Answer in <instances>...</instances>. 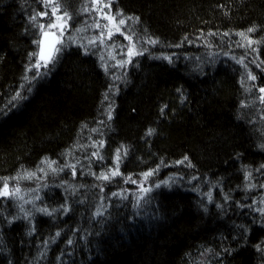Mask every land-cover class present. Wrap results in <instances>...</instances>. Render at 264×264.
Instances as JSON below:
<instances>
[{
  "label": "trees",
  "instance_id": "1",
  "mask_svg": "<svg viewBox=\"0 0 264 264\" xmlns=\"http://www.w3.org/2000/svg\"><path fill=\"white\" fill-rule=\"evenodd\" d=\"M60 3L68 38L37 75L41 2L0 0V178L35 173L9 180L33 201L0 208V264H264V0H113L139 18L125 69L126 40L88 43V0Z\"/></svg>",
  "mask_w": 264,
  "mask_h": 264
},
{
  "label": "snow or ice",
  "instance_id": "2",
  "mask_svg": "<svg viewBox=\"0 0 264 264\" xmlns=\"http://www.w3.org/2000/svg\"><path fill=\"white\" fill-rule=\"evenodd\" d=\"M41 4L47 11H39L35 15L30 17V20L33 22L35 26L38 27L40 31V36L37 40H34L33 43L37 45L38 50L35 52H32L29 54V59L31 60L33 57H36L35 64L31 65V68L37 69V75H42V73L39 72V69L41 68H48L50 64H54V62L57 59L58 54L62 51V47L64 45V35L65 32L68 30L69 27V21L71 20V15L66 10H61V3L60 0H40ZM90 5V6H89ZM112 5L113 0H88V4L85 5L83 8L84 12H96L101 20H106L107 24H101L100 20H96L92 27L100 29V34L98 36H95L91 38L88 43L95 45L97 42L100 44H104L106 40H110L113 35L116 33H119L120 35H123L126 40L129 41V45H127V55L129 57V60L127 61H118L117 66L123 67L127 63H131V57L135 55H141L142 53L136 49V43L133 41V36L126 34L122 31V26H125L127 21L136 20L138 21V17H124L123 13L120 11H117L115 13L112 12ZM107 9L108 11L105 12L104 10ZM54 17L53 20H50L47 25L44 23L36 24L37 18H45V17ZM76 31H81V29H77ZM255 27H249L247 29V32H241L238 33L239 36L242 37L246 43L240 44V47H246L251 48L252 51H256L255 48H252L253 44H258L261 41H254L249 38L247 35L248 33L255 32ZM224 35H228V33H224ZM149 43L155 44L157 41L155 40H149ZM109 56L112 59H115V56H112L111 52L109 53ZM103 59V57H101ZM238 63L243 64V58H241ZM261 64H264V61H260L259 64H257V67H260ZM245 67H247L245 65ZM28 69V70H31ZM35 78V77H33ZM27 79V77H25ZM247 79L251 81H255L257 77L253 75L251 71L247 74ZM253 88H255V85H252ZM251 91V89H249ZM259 93L261 95L258 97L259 102L261 104H264V87L258 88ZM17 98H23L20 97V94H17V97H14L13 99ZM107 98V97H106ZM108 118L111 119V110H109ZM93 131H96V129H93ZM154 130L149 129L147 135H151ZM103 141L99 142V147H103ZM93 147H97L96 144L92 145ZM121 149H123V146H121L120 149H117L116 157H115V165L116 167L114 169L109 170V173H102L98 179L103 180H109L111 177L120 175L119 172V163L121 160ZM126 154V150H125ZM93 156L99 157V152H94ZM185 160H187V157H185ZM55 164V161L48 162V167L52 168V165ZM74 168V166H72ZM261 168H264V165H261ZM42 170V169H41ZM56 169H53L55 171ZM156 170L146 172L144 173L145 178L151 176L154 174ZM259 171V169H257ZM75 174V173H74ZM35 175V173H28L23 177L17 176V177H11V178H0L2 180V187H0V197L8 198V197H19L20 188L19 187H13L10 189L9 187V180H19V179H30ZM251 176V173H247L245 175V180H248ZM130 179V178H129ZM195 179V177H194ZM134 182V181H133ZM166 183V182H165ZM254 187V186H252ZM261 187H264V185H261ZM147 191V189H145ZM209 199H211V193L208 194ZM28 202V201H26ZM68 209L65 208L64 211H67ZM262 216H264V208L258 209ZM41 211L47 212V209H41ZM50 214V213H49ZM59 233H57V236ZM71 243V241H69Z\"/></svg>",
  "mask_w": 264,
  "mask_h": 264
},
{
  "label": "rangeland",
  "instance_id": "3",
  "mask_svg": "<svg viewBox=\"0 0 264 264\" xmlns=\"http://www.w3.org/2000/svg\"><path fill=\"white\" fill-rule=\"evenodd\" d=\"M42 5V4H41ZM42 8H43V10L44 11H47V9H45L44 7H43V5H42ZM105 12H107L108 10L107 9H105L104 10ZM90 14H89V18L91 19V21H92V25H93V23L96 21V20H100V23L101 24H107L108 22L106 21V20H101L100 19V17L98 16V14L96 13V12H89ZM40 20H41V22L44 20V22H46V25H47V23H49V21L50 20H53L54 19V17H45V18H43V19H41V18H39ZM43 22V23H44ZM69 28V27H68ZM93 29H94V31H96L97 30V33H98V35L100 34V29H97V28H94V27H92ZM90 29H91V27H90ZM68 33H69V30H67L66 32H65V35H64V42H65V40L68 38ZM126 40L125 38H124V36L123 35H120L119 33H116L115 35H113V37L110 39V40H106L105 42H107V41H111V40ZM127 42H126V45H129V41L128 40H126ZM118 44H116V46H117ZM110 47V46H109ZM118 47V46H117ZM126 49H127V47H126ZM132 58V57H131ZM107 59L109 60V61H114V59H112L110 56H108L107 57ZM129 59V57H128V55H126V60H128ZM119 61V60H118ZM118 61H116L115 63H113L114 65V67H115V69H120V68H122V69H125L126 68V64L123 66V67H119V66H117V62ZM35 64V63H34ZM128 64V63H127ZM35 69V68H34ZM41 69H43V68H41ZM41 69H39V70H41ZM115 69H113V70H115ZM35 70H37V69H35ZM26 181H28V180H26ZM9 184H13V183H9ZM149 187H150V182L149 183H146V184H144V181L142 182V184H141V187H140V189H139V191H140V193H147V191H148V189H149ZM145 189H147V191H145ZM26 190H27V188H26ZM34 194H36V192H34ZM259 196V198H260V203L262 204V206L264 205V187L260 190V195H258ZM23 197V196H22ZM29 197H31V196H26V198H27V200H25V199H19L18 200V198L17 197H13V198H15L16 200H18L19 202H20V205H21V208H22V206L25 204V205H29L30 203H32V201L29 199ZM1 199H3V200H6V199H4L3 197H0ZM8 198H10V197H8ZM29 200V201H28ZM138 200H139V198L138 197H134L133 199H132V202H135V204L136 203H138ZM26 201H28V202H26ZM2 205H3V202H2V200H0V208H2ZM30 206H31V204H30ZM28 218V216L25 218V219H27ZM3 221H4V219H3Z\"/></svg>",
  "mask_w": 264,
  "mask_h": 264
},
{
  "label": "bare ground",
  "instance_id": "4",
  "mask_svg": "<svg viewBox=\"0 0 264 264\" xmlns=\"http://www.w3.org/2000/svg\"><path fill=\"white\" fill-rule=\"evenodd\" d=\"M38 50V48L36 47V51ZM37 59V58H36ZM36 71H38V70H36ZM10 183H13V184H9V187H10V189L11 188H13V187H19L20 188V193H19V197H22L23 199H25V200H27V198H26V193H27V191H26V189L24 188V187H22V185L21 184H18V183H15V182H10ZM4 198V197H3ZM18 198V197H17ZM4 199H6V200H3V199H1L0 198V200H2V202H3V207H5V208H8V210L10 211L11 209H14V210H16V209H18V205H20V200L19 199H21V198H18V200H16L15 198H13V197H10V198H4ZM25 205V204H24ZM23 205V206H24ZM20 207H21V205H20ZM0 212H1V210H0ZM4 212V211H3ZM4 213H0V218H2Z\"/></svg>",
  "mask_w": 264,
  "mask_h": 264
}]
</instances>
